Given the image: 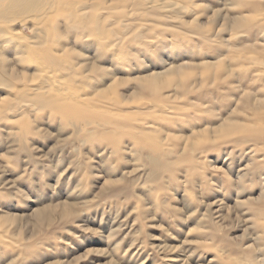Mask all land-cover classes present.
<instances>
[{
    "label": "rangeland",
    "instance_id": "374dc122",
    "mask_svg": "<svg viewBox=\"0 0 264 264\" xmlns=\"http://www.w3.org/2000/svg\"><path fill=\"white\" fill-rule=\"evenodd\" d=\"M0 56V264H264V0H20Z\"/></svg>",
    "mask_w": 264,
    "mask_h": 264
},
{
    "label": "bare ground",
    "instance_id": "6f19581e",
    "mask_svg": "<svg viewBox=\"0 0 264 264\" xmlns=\"http://www.w3.org/2000/svg\"><path fill=\"white\" fill-rule=\"evenodd\" d=\"M8 1V0H7ZM7 1H5V0H0V15L1 14H3V12L5 11V10H7L12 4H15V3H17L18 1H20V0H9L8 2ZM3 4H6V6H5V8L4 9H2V7H4L3 6ZM13 16H15V17H13L12 19H10L13 23H16V22H20L19 20V18L20 17H22L23 19H24V15H21V14H17V15H13ZM20 16V17H19ZM4 18H7V17H4ZM22 19V20H23ZM28 19V18H27ZM6 20V19H5ZM9 20V21H10ZM10 21V23L12 24V22ZM9 23V22H8ZM10 23H9V25H10ZM4 28V27H3ZM10 30V29H9ZM3 32V31H2ZM6 34H8V33H4L3 32V36L4 35H6ZM2 36V37H3ZM19 50V49H18ZM23 51V50H22ZM20 52H21V49H20ZM24 57V56H23ZM0 60H1V65H0V72H6V74L5 75H8V78H11L10 76H12V77H18V75H17V73L19 74V71L17 70V68H14L13 66H12V64H14L15 63V61H13V63L10 61V59H8V60H5V63H4V57H1L0 56ZM11 62L12 64L10 65V68H9V63L8 62ZM16 69V70H15ZM3 77V76H2ZM1 78V77H0ZM4 78V77H3ZM6 82V80L4 79V80H0V87L1 88H8L6 85L7 84H5V82ZM6 83H8V82H6ZM11 88V87H10ZM6 92V91H5ZM9 93V92H8ZM18 95V94H17ZM58 100V99H57ZM260 103V102H259ZM61 105V104H60ZM59 106V105H58ZM260 106H262V104L260 103ZM57 107V106H56ZM62 107V106H61ZM59 108V107H58ZM69 108V110H70V108L71 107H68ZM60 109H62V108H60ZM59 109V110H60ZM69 110H67V113L69 112ZM80 110V109H79ZM60 111H63V109L62 110H60ZM64 112H65V109H64ZM77 113H78V111H77ZM81 113L83 114L84 112L83 111H81ZM65 114V113H64ZM63 114V117H65V115ZM73 114H75V113H73ZM68 115H70V112L68 113ZM71 115H72V111H71ZM79 116V115H78ZM81 116V115H80ZM67 117V116H66ZM70 117V116H69ZM72 117V116H71ZM76 118L77 116L75 115V116H73V118ZM242 119V118H241ZM155 168V167H154ZM153 173H155V171H152ZM67 201V200H66ZM64 202V203H58V204H54V205H43V206H36V208H35V212L32 214V217H33V220H31L30 222H29V225L31 226L30 228L33 230V231H38V230H42V229H44V227H45V225L46 226H49L50 225V220H51V217H53V215H54V212L56 213H58L59 214V216L61 217V218H74V217H76L77 216V211L75 210L76 208L74 207V204L76 203V201H74V200H72V201H68V202ZM259 208V207H258ZM49 209V210H48ZM260 211V210H259ZM79 215V214H78ZM33 222V223H32ZM262 236H264V235H262ZM247 254V253H246ZM245 254V255H246ZM249 254V253H248Z\"/></svg>",
    "mask_w": 264,
    "mask_h": 264
}]
</instances>
